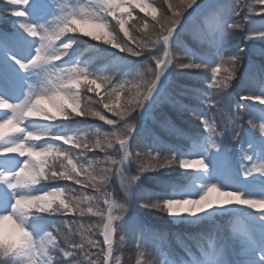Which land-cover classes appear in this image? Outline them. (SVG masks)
<instances>
[{"label":"snow or ice","instance_id":"snow-or-ice-1","mask_svg":"<svg viewBox=\"0 0 264 264\" xmlns=\"http://www.w3.org/2000/svg\"><path fill=\"white\" fill-rule=\"evenodd\" d=\"M5 3L8 6L5 10L18 19L10 21L12 29L0 31V51L19 66L20 72L28 75L0 74V90L22 89V98L16 102L0 96V109L4 110L0 115V158H3L0 160V241L18 235V213L12 208L25 196L52 200L41 214L84 217L90 213L99 219L87 226L76 219H62L57 225L33 212L24 219L31 229L30 245L0 255V264H82L78 259L81 256L86 264H112L118 242L116 234L126 231L132 217L128 215L125 219L127 201L116 203L106 186L114 176H119L132 200L134 188L144 173L168 169L174 164L195 170L184 173H203V180L182 174L178 182L169 184L168 195L142 199L139 201L142 207L172 217L187 215L200 219L217 214L213 209L232 212L233 205L259 214L256 220L232 217L228 226L230 241L203 245L198 255H190L182 264H264V197L246 196L233 186L251 180L264 188V114L250 115L246 103L237 102L234 106L221 103L240 65L243 50L233 51L230 41L236 30L245 28L243 22L234 18L244 10L243 4L233 8L231 0H215L205 8L198 0H153L152 4L139 0H89L87 5L78 4L69 9L58 0H5ZM253 3L260 7L258 11L251 8L250 12L264 15V0ZM14 6L25 9L16 10ZM29 8L31 12L27 11ZM133 8L150 15L153 23L150 25L147 19L140 18L130 30V21L135 19ZM137 25L142 26L141 35L133 34ZM68 33H81L120 52L143 57V66L126 74L133 77L127 80L117 78V71L112 75H97L71 58L57 64L56 61L74 52L79 38ZM256 38H264V31L249 30L245 36L249 41ZM14 48L20 50L19 54H13ZM169 70L210 72L207 79L194 77L207 87L197 97L205 107L203 113L178 98L163 97L161 81ZM257 83L259 92H242L241 101L264 105V79ZM82 86H87V93H95L97 98L82 93ZM37 100L46 114L34 111ZM157 102H167L178 113H188L200 121L201 131L186 137L192 148L164 151L137 141V121L146 113V105L155 106ZM107 113L115 118H109ZM215 113L221 114L222 122L215 119ZM147 115H151L150 111ZM75 117L98 118L110 128L102 131L100 127H65L53 132L57 121ZM151 118L155 121L154 116ZM161 127L170 133L184 134L170 118L162 121ZM156 139L164 143L159 137ZM226 139L238 145V170L232 168ZM94 149L105 154L103 160L87 158V153ZM193 156L197 158L192 159ZM133 160L137 165L136 175L128 174ZM34 164L42 168V179L25 188L22 172ZM100 164L108 166L98 171ZM225 167L230 170L227 178ZM54 180L71 181L80 186V191L70 186L37 187L42 181ZM88 188L98 195L83 191ZM100 200L107 205L106 210L93 203ZM5 222L12 223L11 234L3 230ZM77 233L78 241L73 239ZM97 233L102 235V242L93 239ZM123 240L124 236L120 235L119 241ZM139 255L137 264H145L144 253Z\"/></svg>","mask_w":264,"mask_h":264},{"label":"trees","instance_id":"trees-1","mask_svg":"<svg viewBox=\"0 0 264 264\" xmlns=\"http://www.w3.org/2000/svg\"><path fill=\"white\" fill-rule=\"evenodd\" d=\"M5 0H0V10L3 11V3ZM204 0H200L198 2H203ZM242 3L244 6V10L242 15L237 18L236 20L241 21L245 24L244 30H236V33L232 36L230 41V47L235 49L237 46H245L246 52L241 55V61H245L249 58L248 53V44L247 40L245 39V36L248 34V25L251 23L249 21L248 16V6L249 10L251 9V5L253 4V0H231V4L233 8H235L238 4ZM137 15V19H135L133 22H130V30L131 25L135 24L137 20L140 18H145L141 14ZM248 17L247 20H245V17ZM149 21V24L151 25L153 23L152 19H149L146 17ZM159 19V18H158ZM132 23V24H131ZM142 28L141 25H137V30L133 33L134 35H141L142 32L140 29ZM264 31L263 29H261ZM264 44L261 45V51L256 55L255 58H253L254 62L256 63V75L253 76L252 80L249 81L246 87H243L240 89L239 87H242L240 84L241 75H238L237 79V85L236 87L239 88V94L243 92L244 94L248 93H258L259 87L257 81L259 79H264V72L261 70L264 69ZM114 54L113 52L110 53ZM118 55H122L129 59L137 60L138 58L131 57L128 54H121L117 53ZM81 61H86L88 63V66H90V69L93 71V69L96 71V69H100L102 65H104L108 60H110L112 57L110 55H106V51H101L97 55H102L104 58H106L104 61H94L93 58H91L92 54L89 52L82 54ZM143 58V57H139ZM128 59V60H129ZM144 59V58H143ZM140 60V59H139ZM202 70H182L180 72L174 73V78L172 81V84L169 88L168 93L164 97L168 98H178L182 100L184 103L188 104L193 109L200 111L203 113L204 105L201 102L200 99L197 97H201L204 92L207 91L206 84L203 83L202 80L196 79L194 77H204L205 79L208 78L210 75L207 73H201ZM94 72V71H93ZM210 82V81H209ZM194 93H193V91ZM83 93H86L87 95H91L94 97V94H89L87 91H84ZM163 99V98H162ZM233 100H229L232 103L233 106ZM224 102V100H223ZM225 103V102H224ZM151 108H155V114H156V120L151 123L152 129L144 128V131H138L137 133V141L141 144L146 145L150 148L152 143L159 149H163L164 151L169 150V146L166 143H159L157 141V137H159L160 141H169L171 149L173 150H185L188 146L192 145V142H190L188 139H186V135H177L174 133H170L165 127H161V122L170 118L173 122V124L176 125L177 128L181 129L183 132L190 131V136L195 135L196 133H193V131L187 127L185 124H181L179 121V117H175V113L177 112L173 106L167 102H158L155 106H151ZM178 113V112H177ZM254 110L249 111V114H256ZM186 116V119H195L196 118L188 113H183ZM207 114V113H206ZM134 115H136L134 113ZM115 118V117H114ZM144 116H142L141 119H143ZM217 120L222 122L221 114H217L216 116ZM248 117L245 116V120ZM141 119L137 121V124L140 126ZM93 121V120H92ZM91 122H88L86 118L80 119L79 117H75L70 121L68 125L65 126H56L53 128V132L59 131L61 128H69V129H75V128H88V125ZM96 125L89 127L91 129H94L96 127H100L102 131L108 130L110 126L106 125L105 122L95 121ZM191 126V125H189ZM247 126V125H246ZM143 129V128H142ZM167 135V136H166ZM170 135V137L168 136ZM169 137V138H168ZM64 147H68L64 145ZM166 155H170V153H165ZM95 160H103L104 159V153L101 152L99 149L95 152ZM119 159V156H117ZM135 163V161L133 160ZM108 165H105L106 167ZM101 165L98 166V171ZM132 170H129L128 174L130 175H136L137 172L132 167ZM182 174L189 175L188 173H183L178 164L171 165L168 169H157L155 171H149L143 174L139 181V186L137 190L134 193V197L132 200H129L125 194H123L120 190L119 182L117 181V176H114L111 180V182L108 183L107 192L110 194V198L114 200L116 203L119 204H125L127 201V212H134L138 213L140 212V215L142 218L137 221L136 224H132L128 228L127 232V238L125 237V241L123 243V247L121 250V257L122 261L120 264H137V260L141 259L139 253L143 252V260L145 261V264H159V257L161 254H164L163 252H168V249L170 247H174L173 244H170L168 238H173L176 235V232H179L180 230H186L181 227L178 224H175L166 213L159 212L158 210L149 209L142 207L140 204V200L145 198H154L157 195H168L169 194V184L173 182H178ZM70 187L76 188L78 190V193L80 191V186L75 185L74 183L68 185ZM93 190L92 188L84 189L83 191L87 190ZM77 193V194H78ZM85 206V205H84ZM118 214V213H117ZM90 215V214H89ZM88 215V216H89ZM88 216L79 217V216H67L64 217V219L72 220L76 219L82 223H84L86 226L88 224H93L98 221V217L92 216V218H88ZM236 217L238 220H240V215H233V213H226L221 215L218 218V221L216 224L213 222L209 224V226H206L208 234H216V238L220 239L223 238V235H228L229 232V224L231 223V218ZM57 219V218H56ZM63 218H58L56 223L59 224L60 220ZM95 231V229H94ZM200 238L204 239V235H199ZM74 240H79V234L77 233L75 236H73ZM93 239H96L98 241L102 242V235L96 234L93 236ZM88 246L86 245V248ZM94 251H97L96 249H92ZM134 252L136 255L135 257H131L130 253ZM82 261V264H86L85 261H83L82 256L78 257Z\"/></svg>","mask_w":264,"mask_h":264},{"label":"rangeland","instance_id":"rangeland-1","mask_svg":"<svg viewBox=\"0 0 264 264\" xmlns=\"http://www.w3.org/2000/svg\"><path fill=\"white\" fill-rule=\"evenodd\" d=\"M198 1H200V0H198ZM139 2L152 4L153 0H139ZM58 3L67 5L68 8L70 9L71 7L76 6L78 4L87 5L89 3V0H58ZM14 7L16 8V10H24L25 9V6H14ZM259 7H260L259 5H256L255 11H258ZM27 11L31 12V8L27 9ZM149 11H150V9H149ZM135 12H137L138 14H141L145 18L148 17L149 19H151L150 15H147L146 13L141 12L138 8H133V16L135 17V19H137V15L135 14ZM252 14L255 15V12ZM4 15H6V17H7V21H8L7 24H3L2 18ZM159 16H160V14L157 13V18H159ZM234 18L237 19L236 17H234ZM251 18L252 19H249V21H251V23H249V25H248V32H249V30H254V31H262L261 29L264 30V15H261L257 18L256 17H251ZM17 19L18 18L11 16L10 11L4 12V13L0 12V27H2V28H0V31H7V30L12 29L14 26L10 21L17 20ZM19 19L23 20L24 18H19ZM134 20H132V22ZM129 26H130V24H129ZM67 35H76L79 38L77 39V42L74 45V52L70 53L69 57H63L61 61H56L55 63H57V64L62 63L63 60L71 58L73 60V62L77 61L81 67L87 66L89 68V70L92 71L90 69V66H88V63L86 61H83V60L81 61L83 53H86V52L91 53L92 54L91 58H93L94 61H97V60L104 61L106 58H104L102 55H97V54L100 53L101 51H106V55H110V53L113 52L114 54L110 55L112 57L110 60H108L104 65H102L100 69H96V71L93 69V71L97 75H112V72L117 71V73H118L117 78H122V79H127V80H132L133 77L132 76H125L126 74L133 73L138 67L143 66V65H141L143 58L131 56L128 54L131 57L138 58L137 60L134 61V59H129V58H126L122 55H118L117 53H121V54H127V53L120 52L117 49H115L114 47H112L111 45L104 43L103 41H95L91 37L84 36L81 33H68ZM66 38H67L66 36L62 37V39H66ZM249 42L253 43V44L248 45L249 58L245 61L240 62L239 68L237 69V73H236V79L232 81V87L226 90L228 92V94L224 97L225 103L223 102V100L221 101V103H223V104L232 105V103L229 100L235 99V100H233V106L237 102L246 103L249 106L248 112L252 111V110H256L257 108L261 109V106H264V105H260V104H255L252 101H248V102L241 101L240 100V94L238 93L239 88L242 89L243 87H246L247 84L249 83V81L252 80L253 76H255L257 73L256 63L254 62L253 58H255L256 55H258V53L260 52V44L264 43V38H256V39H253ZM57 43H59V42H57ZM239 49L243 50L240 54H244L246 52L245 46H241V47L237 46L235 49H233V51H237ZM12 51H13V54H19L20 50L14 48ZM201 55H203V53H201ZM64 66L68 67L69 65H64ZM180 71H182V70H180ZM8 72L20 73L21 77L28 75V74H24V73L20 72L19 66L15 65L14 61H12L10 58H8L3 51H0V74H6ZM207 72L210 74V72L207 70L201 71V73H207ZM222 72H223V69H222ZM239 74L242 77L239 85H241L242 87L237 88L236 85H237V79H238ZM33 79H34V77H33ZM206 89H207V87H206ZM84 91H87V86H82L81 92L83 93ZM193 93H194V91H193ZM89 94H94V98H97L95 96V93H89ZM101 94H103V92H101ZM0 96H4L5 98L9 99L10 101L16 102L22 98V89L19 87L12 88V89H2V90H0ZM94 107H98V106L94 105ZM154 109L155 108H151V106L146 105L147 111L143 115L144 118L141 119V122H139L140 126L138 125V131H142V130L144 131V128L152 129L151 123H153L154 120L151 117L154 116L155 120H156V114H155ZM204 110H205V107H204ZM148 111H150V113H151L150 116L147 115ZM3 112H4V110L0 111V115H2ZM217 114H219V113H215L216 116H217ZM107 115L109 118H114L112 113H107ZM177 115L179 117L180 123L187 125V127L190 128L193 131V133H198L201 131V126H200L199 120H197V119L196 120L195 119H186V116L184 114H180V113L176 112L174 116L177 117ZM79 118L82 119L81 117H79ZM33 119H39V118H33ZM215 119L217 120L216 117H215ZM86 120H88V122H91L88 125V128L96 125L94 123L95 121H100L98 118H91V117L86 118ZM70 121L71 120H61V121H57L56 123L65 126L66 124H69ZM189 125H191V126H189ZM183 133H184L183 135H186V137H187V136H190L191 132L187 131L186 133L185 132H183ZM168 136L170 137V135H168ZM164 143H166L169 146V148H171L169 141H165ZM153 144L154 143H152L150 148H157ZM225 144H230V150L233 149L234 151H236V148H238V145L235 146L234 142H231L230 140H227V139L225 140ZM67 146H69V145H67ZM96 150L97 149H94L93 151L88 152L87 158L88 159H94V154H95ZM77 151H79V150H77ZM191 158L196 159L197 157L193 156ZM132 163H133V161H132ZM100 165H101V167L105 166V164H100ZM231 165H232V168H234L236 170L239 169V151L237 152V157H236L235 161L234 160L232 161V159H231ZM132 169L133 168L131 167L129 170H132ZM134 169H136V168H134ZM180 170H182V168H180ZM183 170H185V169H183ZM185 171H187V170H185ZM191 171H195V170H191ZM223 172H224L225 178H227L229 176L230 170H229V168L225 167L223 169ZM193 174L195 177H197L200 180H203V178H204L203 173H193ZM116 179L119 182L121 192L123 194H125L126 196H128L127 198L129 200H131L129 198V195L127 193H125V191H124V188L121 184V178L119 176H117ZM63 181L64 182H61L60 180L42 181L40 185H37V187H44V186H48V185L67 186V185H70L73 183L71 181H65V180H63ZM247 181L251 182V180H247ZM138 186H139V181L137 182V185L134 188V193L137 190ZM233 186L235 187V190L243 191L246 196L264 197V188H259L255 184L242 183V184H237V185H233ZM102 191H103V189H102ZM87 192L89 194L98 195L97 193H95L94 189L93 190H91V189L87 190ZM93 203L94 204L99 203V207L102 209L106 210V208H107V205H105L102 200L93 201ZM84 207H87V205H85ZM230 207L232 208V212L238 211L241 213H245L248 217V220H250V218H251V220H256L259 217V214L256 213L252 209L242 208L241 206H238V205H233ZM211 211L213 213H217V214L212 215L206 219H200L198 217H190L187 215L180 216V217L169 216V218L173 222L175 221L176 223H181L188 228H194L199 224V222H203V221L206 223H211L213 221L215 222L216 220H218V218L221 215L226 214V213H232V212H224L223 210H217V209H213ZM89 214H87L86 216H88ZM40 215H42L45 219L48 218L50 220V222H55V223H56L58 217L63 218V217L70 216V215L51 214V213H43ZM90 215H92V214H90ZM90 215L88 216V218H92V216H90ZM125 216H126L125 219H127L128 215L125 214ZM129 216L132 217V221L136 220L134 223V224H136L138 217L136 215H129ZM117 223H119V221H117ZM57 225H59V224H57ZM3 230L6 233L11 234L13 231L12 223L11 222H5V224L3 225ZM120 235H124V233L118 232L116 234L117 241H118L117 246L119 248H120L121 243H122V241H119ZM190 245H192V243H190ZM118 250L120 251V249H118ZM92 251L95 252L94 250H92ZM114 252H115V249H114ZM135 255L136 254L134 252L130 253L131 257H135ZM118 259H121V258H118ZM118 259L115 256L114 260L117 261Z\"/></svg>","mask_w":264,"mask_h":264},{"label":"clouds","instance_id":"clouds-1","mask_svg":"<svg viewBox=\"0 0 264 264\" xmlns=\"http://www.w3.org/2000/svg\"><path fill=\"white\" fill-rule=\"evenodd\" d=\"M34 111L46 114V109L39 100H37ZM19 150L21 152L23 151L22 148ZM41 172L42 168H38L35 164L31 168L25 167L22 172L24 180L23 187L27 188L30 184L39 183L42 179ZM49 179H52V177H49ZM68 199L69 201H72L71 196H69ZM50 203H52V200L45 197L30 198L25 196L17 201L16 205L13 206L12 211L18 213V216L16 217L18 223V235L12 239L0 241V255H7L14 249L28 247L30 245L31 229L26 223H24V219L32 215L33 212L37 215L41 214ZM57 207H59V205H57Z\"/></svg>","mask_w":264,"mask_h":264},{"label":"bare ground","instance_id":"bare-ground-1","mask_svg":"<svg viewBox=\"0 0 264 264\" xmlns=\"http://www.w3.org/2000/svg\"><path fill=\"white\" fill-rule=\"evenodd\" d=\"M166 92H167V90H166ZM166 92H165V94H166ZM165 94H164V95H165ZM164 95H163V96H164Z\"/></svg>","mask_w":264,"mask_h":264}]
</instances>
